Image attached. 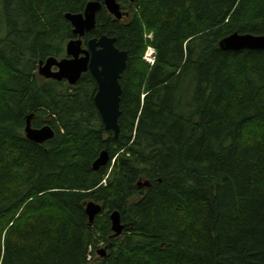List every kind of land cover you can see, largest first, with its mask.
<instances>
[{"label": "trees", "instance_id": "16d2710c", "mask_svg": "<svg viewBox=\"0 0 264 264\" xmlns=\"http://www.w3.org/2000/svg\"><path fill=\"white\" fill-rule=\"evenodd\" d=\"M90 1L0 0V264H90L100 244L98 264H264V50L219 46L264 36V0H117L126 22L102 7L84 40L129 54L117 138L90 72L74 86L38 73ZM31 115L51 140L26 138ZM90 201L104 206L92 224Z\"/></svg>", "mask_w": 264, "mask_h": 264}, {"label": "water", "instance_id": "95a60500", "mask_svg": "<svg viewBox=\"0 0 264 264\" xmlns=\"http://www.w3.org/2000/svg\"><path fill=\"white\" fill-rule=\"evenodd\" d=\"M103 6L117 20L123 18L121 4L117 0H93L86 5L83 13L66 14L65 18L71 23L75 36L66 44L67 56L60 60L52 57L45 62L40 61L38 73L46 80L67 81L71 86H74L83 74L90 72L97 83L94 104L105 128L113 131L117 138L120 132L119 118L121 116L122 86L120 80L127 68L129 54L116 47L115 38L101 36L84 40L85 35L96 28L97 13ZM219 46L225 51L264 50V36L233 33L225 37ZM32 119L33 115L27 118L25 127V135L29 141L43 144L54 137V131L49 126L33 128ZM108 162L109 154L103 152L94 163V169L104 167ZM103 210V205L95 201L87 203L86 213L91 224ZM110 219L114 235L121 236L125 225L122 223L120 212H113ZM99 255L105 257L106 251H99Z\"/></svg>", "mask_w": 264, "mask_h": 264}, {"label": "rangeland", "instance_id": "374dc122", "mask_svg": "<svg viewBox=\"0 0 264 264\" xmlns=\"http://www.w3.org/2000/svg\"><path fill=\"white\" fill-rule=\"evenodd\" d=\"M2 27H4V23H3V17H2L1 7H0V39L3 38V35L5 36V34H6V30H5V28H4V30H5V33H4L3 29H1ZM147 37H148V38H152V35L150 34V35H148ZM67 42H68V41H67ZM67 42L65 43V47H66ZM65 47H64V55H63V58L66 56V54H65ZM146 51H147V50H146ZM145 53H146V52H145ZM60 59H62V58H60ZM143 60H144L146 63L148 62L147 59H146V54H144V56H143ZM147 64H148V63H147ZM98 250H105V251L107 252V247H106V245H104V244H100ZM90 258H91V259H90V264H98L99 261L101 260V256H99V254H98L97 251H95V252L91 255Z\"/></svg>", "mask_w": 264, "mask_h": 264}, {"label": "flooded vegetation", "instance_id": "af4514ba", "mask_svg": "<svg viewBox=\"0 0 264 264\" xmlns=\"http://www.w3.org/2000/svg\"><path fill=\"white\" fill-rule=\"evenodd\" d=\"M102 9H105L106 12H107V14H108L109 16H111L112 18H114V17L108 12V10H107L105 7H103ZM121 9H122V12H123V18L120 19L119 21L126 22L127 20L130 19V17H131V13H130V11H128V8H126V7H121ZM114 19H115V18H114ZM96 27H97V25H96ZM94 38H100V37H94ZM92 39H93V38H92ZM55 70H56V69H55Z\"/></svg>", "mask_w": 264, "mask_h": 264}, {"label": "built area", "instance_id": "2783aa9c", "mask_svg": "<svg viewBox=\"0 0 264 264\" xmlns=\"http://www.w3.org/2000/svg\"><path fill=\"white\" fill-rule=\"evenodd\" d=\"M146 59L147 61L154 63L155 60V51L152 48H149L147 53H146Z\"/></svg>", "mask_w": 264, "mask_h": 264}]
</instances>
